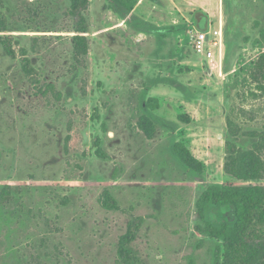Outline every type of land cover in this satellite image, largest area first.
<instances>
[{
	"label": "rangeland",
	"instance_id": "obj_1",
	"mask_svg": "<svg viewBox=\"0 0 264 264\" xmlns=\"http://www.w3.org/2000/svg\"><path fill=\"white\" fill-rule=\"evenodd\" d=\"M188 1L177 24L193 25L201 11L217 27L218 0ZM224 1L230 44L218 70V54L205 61L182 34L109 29L107 0H89L80 57L71 0H0V264H211L215 241L196 229L199 195L214 184L264 186L223 172L227 118L242 150L264 133V44L254 25L264 4ZM144 93L159 100L157 119L142 110ZM97 139L107 159L95 156ZM173 142L204 164L203 181L176 161ZM105 189L118 210L101 207Z\"/></svg>",
	"mask_w": 264,
	"mask_h": 264
},
{
	"label": "trees",
	"instance_id": "obj_2",
	"mask_svg": "<svg viewBox=\"0 0 264 264\" xmlns=\"http://www.w3.org/2000/svg\"><path fill=\"white\" fill-rule=\"evenodd\" d=\"M109 10L122 19L126 26L136 33L153 35L158 39H166L169 35L182 34L189 40L188 31L197 24L196 16L204 15L197 12L194 24H177L157 26L132 14L140 0H107ZM264 4V0H261ZM89 0H71L69 12L74 19L72 38L73 50L76 56L88 54V23L84 16ZM207 18V17H206ZM259 40L264 44V18L262 24L256 22ZM6 55L13 57L14 51L2 40ZM264 69V54L260 58ZM180 73L181 68L178 69ZM164 80L154 84H162ZM168 84V83H167ZM264 90V85L259 86ZM141 107L145 113L152 115L160 108L156 98L142 96ZM155 119H157L155 117ZM184 124L190 123V118L184 114L178 116ZM228 138L224 142L223 172L225 175L241 182H255L264 179V161L258 152L264 153V133L258 134V141L249 150H242L236 144L238 136L230 118L226 119ZM95 156L107 159L101 149L100 140L94 142ZM171 152L176 161L196 181H203L204 164L195 158L182 142H173ZM100 205L105 210H118L117 203L105 189L100 197ZM196 211L202 226H196L197 231L215 241L211 264H264V186L262 185H209L199 195L196 201ZM262 240H256L258 236Z\"/></svg>",
	"mask_w": 264,
	"mask_h": 264
},
{
	"label": "crops",
	"instance_id": "obj_3",
	"mask_svg": "<svg viewBox=\"0 0 264 264\" xmlns=\"http://www.w3.org/2000/svg\"><path fill=\"white\" fill-rule=\"evenodd\" d=\"M224 0H218V7L220 9V13H221V18H220V22L221 24L223 23V11H224ZM189 6L190 2L188 0H140V2L138 3V5L134 8L132 14L136 15L137 17L148 21L150 23H153L157 26H160V21L158 20H164V21H170L172 19H174L170 25H177V10L179 11V8H181V5H186ZM162 7L161 11H157V7ZM201 9H203L202 6H199ZM203 10H207V9H203ZM109 13H112V16L114 17L116 22L114 26H111L109 29L114 28V31L118 30L121 31L123 30V26H126L125 22L120 19L117 15H115L112 11L108 10ZM206 15V21H205V28L207 27V25L210 24L211 22V18H210V14L208 16V14ZM207 23V24H206ZM168 25V26H170ZM127 27V26H126ZM230 31V30H229ZM138 34H142V33H138ZM177 36V35H175ZM230 36V34H228V32L225 34V40L223 43V48H228L229 47V40L228 37ZM228 50V49H227ZM177 49L174 52V56L172 58V60L175 62L176 61V55L181 56L178 52H176Z\"/></svg>",
	"mask_w": 264,
	"mask_h": 264
},
{
	"label": "built area",
	"instance_id": "obj_4",
	"mask_svg": "<svg viewBox=\"0 0 264 264\" xmlns=\"http://www.w3.org/2000/svg\"><path fill=\"white\" fill-rule=\"evenodd\" d=\"M187 34L192 43L193 50L197 55L203 57L205 61L209 63L215 61L216 54H218L219 62L217 65L218 70H221L220 55L224 43L221 22L219 21L216 28H212L209 24L204 32L198 31L197 28L194 27L189 30ZM214 49L216 50V53L213 51Z\"/></svg>",
	"mask_w": 264,
	"mask_h": 264
},
{
	"label": "water",
	"instance_id": "obj_5",
	"mask_svg": "<svg viewBox=\"0 0 264 264\" xmlns=\"http://www.w3.org/2000/svg\"><path fill=\"white\" fill-rule=\"evenodd\" d=\"M205 21H206V17H204V15H200L197 17L196 28L198 31H201V32L206 31Z\"/></svg>",
	"mask_w": 264,
	"mask_h": 264
},
{
	"label": "flooded vegetation",
	"instance_id": "obj_6",
	"mask_svg": "<svg viewBox=\"0 0 264 264\" xmlns=\"http://www.w3.org/2000/svg\"><path fill=\"white\" fill-rule=\"evenodd\" d=\"M197 18V17H196Z\"/></svg>",
	"mask_w": 264,
	"mask_h": 264
}]
</instances>
